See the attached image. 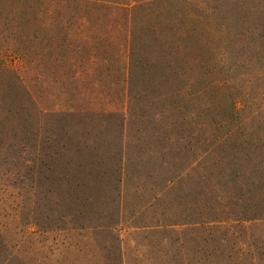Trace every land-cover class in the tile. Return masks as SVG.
<instances>
[{
  "label": "rangeland",
  "instance_id": "1",
  "mask_svg": "<svg viewBox=\"0 0 264 264\" xmlns=\"http://www.w3.org/2000/svg\"><path fill=\"white\" fill-rule=\"evenodd\" d=\"M246 1H170L161 18L181 11L197 43L184 41L186 53L168 59L173 72L148 57L157 67L137 74L126 114L144 152L148 140H166L158 173L176 177L165 190L151 183L161 193L142 208L150 182L130 177L118 218L123 14L70 0H0V264H264V0ZM238 13L239 70L256 77L207 88L215 59L229 72L221 55L230 42L208 46L203 25L233 26Z\"/></svg>",
  "mask_w": 264,
  "mask_h": 264
},
{
  "label": "trees",
  "instance_id": "2",
  "mask_svg": "<svg viewBox=\"0 0 264 264\" xmlns=\"http://www.w3.org/2000/svg\"><path fill=\"white\" fill-rule=\"evenodd\" d=\"M75 4L86 5L92 8H98L100 11L104 9H110L113 11H119L123 14V22L125 26L124 32V54H125V64L122 69L121 81L123 82V98H122V107L120 112L122 115H127L126 110L129 109L131 103L130 92L133 85L137 84L139 77L138 73H147L153 69L155 70V65L152 64L148 57L151 55L155 57H163L164 60L159 64V69L173 72L171 69L168 59H171L173 55L180 56L182 53H186L187 46H190L188 42L192 41L197 43L196 35L193 32V26L189 24H183L182 20L186 17L182 15L181 11H177V20L173 22L165 21V18H161L163 13L168 10L171 0H70ZM246 0H242L244 2ZM247 3H253V1H246ZM241 3V2H240ZM239 5V3H238ZM254 5L252 4L251 7ZM148 9V10H146ZM176 10V9H175ZM232 21L233 26L222 25L221 27H210L211 24L203 25V30L207 34L212 32V41H207L208 46L212 44L214 47L216 44L214 42L217 38H225L230 44H228L227 49H225L226 55H221L225 60V68L229 70L227 73H221V65L216 59L212 63V68H214L213 77L207 83V88L210 89H219L221 87H230L234 86L232 80L236 76H243L246 79H249L251 76L256 77L255 75H249L247 72H240V68L244 64V58L240 56L238 52V45L240 42L241 35V26L239 24L243 19V13L234 14ZM162 22L165 23V26L162 25ZM136 28L138 30L136 31ZM210 28V29H209ZM241 43L239 45L240 49ZM176 56V57H177ZM142 58L143 64H140V59ZM151 58V57H150ZM200 58L193 59L194 63H199L201 65L202 61ZM190 62L189 60L185 61ZM184 64L186 65V63ZM176 72V71H174ZM42 113L43 110L39 109ZM239 107L236 104V101L231 100L230 116L234 117L237 115ZM10 117H14L10 115ZM251 117V116H250ZM15 118V117H14ZM13 118V119H14ZM249 115H246L241 121H238L234 125L229 126L223 134L219 137L218 140H224L230 138L236 131L238 126L241 124L245 125ZM11 122V121H10ZM263 135L264 131L261 130ZM264 143V140L262 141ZM260 143L261 148L264 150V144ZM214 144V143H213ZM263 152V151H262ZM264 155V153H263ZM172 179L168 178V184L172 183ZM196 222L203 223L202 220Z\"/></svg>",
  "mask_w": 264,
  "mask_h": 264
},
{
  "label": "crops",
  "instance_id": "3",
  "mask_svg": "<svg viewBox=\"0 0 264 264\" xmlns=\"http://www.w3.org/2000/svg\"><path fill=\"white\" fill-rule=\"evenodd\" d=\"M127 115L119 116V125L117 128V139L114 142V171H113V202L116 205V214L118 218H121L122 211L125 205V195H126V186L127 180L130 177L135 179L139 176L148 182H150V200H148L143 206H150L153 202L158 200L160 191L154 189L152 184L162 182V190H165L168 186L167 177L165 175H159L158 171L162 163H165V158L161 154V148L166 149V140L161 138H155L153 140H148L145 142L148 148H150L149 153L144 152L143 139L140 137L142 130H139V137L132 138L131 134L128 132ZM103 143V142H102ZM134 146L138 149L139 154L135 153L133 156L130 154L131 147ZM143 151V152H142ZM134 163L135 168L128 167ZM106 172H104L105 177ZM175 175L171 176L170 179H175ZM152 183V184H151ZM142 185V184H141ZM153 187V188H152ZM156 190V191H155Z\"/></svg>",
  "mask_w": 264,
  "mask_h": 264
}]
</instances>
